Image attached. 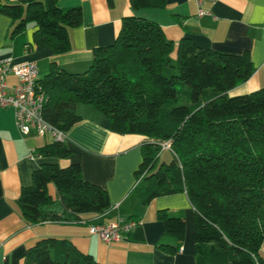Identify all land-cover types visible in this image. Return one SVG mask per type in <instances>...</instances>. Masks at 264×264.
<instances>
[{
    "label": "trees",
    "instance_id": "16d2710c",
    "mask_svg": "<svg viewBox=\"0 0 264 264\" xmlns=\"http://www.w3.org/2000/svg\"><path fill=\"white\" fill-rule=\"evenodd\" d=\"M58 2L0 0V11L12 18L10 35L34 23V44L63 54L71 49L69 30L82 23L83 13ZM130 2L134 9L166 6V0ZM165 67L173 73L164 74ZM253 73L249 50L221 52L187 37L175 43L157 22L132 15L123 18L114 43L95 48L87 71L52 64L38 86L47 97L44 117L63 131L83 119L76 107L84 104L106 115L111 131L146 137L134 190L144 205L186 192L195 208L198 264H264V87L228 94ZM167 141L170 149L162 147ZM39 153L61 159L70 149L52 141ZM17 204L31 224L77 221L112 205L108 191L86 180L80 164L55 162L33 172ZM158 219L165 227L158 247L177 253L186 235L184 214L162 209ZM24 264L99 262L67 238L45 237L28 248Z\"/></svg>",
    "mask_w": 264,
    "mask_h": 264
},
{
    "label": "crops",
    "instance_id": "0c3cea01",
    "mask_svg": "<svg viewBox=\"0 0 264 264\" xmlns=\"http://www.w3.org/2000/svg\"><path fill=\"white\" fill-rule=\"evenodd\" d=\"M58 5L82 9V23L69 30L70 51L56 54L48 45H35L34 23L10 35L12 18L0 11V60L34 62L40 77L52 64L72 73L85 72L92 64L95 48L114 43L123 18L134 15L160 24L175 43L187 37L200 47L221 52L249 50L254 73L228 94L242 95L264 87V0H206L202 4L206 13L202 15L195 0H166L163 8L141 9H134L130 0H59ZM8 82L14 85L16 78L9 77ZM76 111L83 119L67 132L70 155L60 159L39 153V148L52 142L50 137L22 134L15 110L0 107V264H24L28 248L45 237L67 238L92 254L99 264H198L194 251L195 208L186 192L158 196L144 205L134 190L146 137L111 131L109 118L89 105L78 104ZM33 150L35 156L31 158ZM47 162L80 164L86 180L108 191L111 208L101 214H83L77 221L28 222L17 198L23 187L32 184L33 172ZM51 190L55 193L54 187ZM162 209L172 214L182 212L186 219L185 239L175 254L158 247L165 231L158 219ZM119 216L141 223L113 244L90 233L91 224L114 221ZM261 252L264 255V243Z\"/></svg>",
    "mask_w": 264,
    "mask_h": 264
},
{
    "label": "built area",
    "instance_id": "2783aa9c",
    "mask_svg": "<svg viewBox=\"0 0 264 264\" xmlns=\"http://www.w3.org/2000/svg\"><path fill=\"white\" fill-rule=\"evenodd\" d=\"M200 6V15L206 11L202 4L206 0H195ZM216 2L217 0H209ZM9 77H15L16 83L9 84ZM39 69L34 62L13 63L11 58L0 60V107H11L15 110L16 125L24 135L32 133L50 137L52 141L66 142L67 132L52 125L44 117L46 94L38 86ZM164 149H170V141L162 143ZM31 158L35 151H31ZM136 218L119 216L107 223L91 224L89 231L103 242L113 244L120 241L124 234L132 232L139 224Z\"/></svg>",
    "mask_w": 264,
    "mask_h": 264
},
{
    "label": "rangeland",
    "instance_id": "374dc122",
    "mask_svg": "<svg viewBox=\"0 0 264 264\" xmlns=\"http://www.w3.org/2000/svg\"><path fill=\"white\" fill-rule=\"evenodd\" d=\"M173 60L175 62V57L173 58ZM163 73L169 76V75H171L173 73V70L171 68H169V67H165L164 70H163ZM78 111H80V110L78 109ZM168 153H169V151H164L163 152V158L164 159H166L168 157Z\"/></svg>",
    "mask_w": 264,
    "mask_h": 264
}]
</instances>
